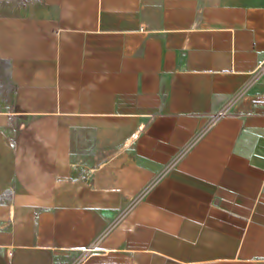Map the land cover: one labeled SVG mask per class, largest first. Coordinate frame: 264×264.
<instances>
[{"label":"crops","instance_id":"obj_1","mask_svg":"<svg viewBox=\"0 0 264 264\" xmlns=\"http://www.w3.org/2000/svg\"><path fill=\"white\" fill-rule=\"evenodd\" d=\"M0 6V264H264V0Z\"/></svg>","mask_w":264,"mask_h":264},{"label":"built area","instance_id":"obj_2","mask_svg":"<svg viewBox=\"0 0 264 264\" xmlns=\"http://www.w3.org/2000/svg\"><path fill=\"white\" fill-rule=\"evenodd\" d=\"M224 112L223 111H220L219 113H218V115H222ZM91 249L90 248H86L85 249V251L87 252V251H90Z\"/></svg>","mask_w":264,"mask_h":264},{"label":"rangeland","instance_id":"obj_3","mask_svg":"<svg viewBox=\"0 0 264 264\" xmlns=\"http://www.w3.org/2000/svg\"><path fill=\"white\" fill-rule=\"evenodd\" d=\"M2 0H0V2H1ZM0 8H1V6H0Z\"/></svg>","mask_w":264,"mask_h":264}]
</instances>
